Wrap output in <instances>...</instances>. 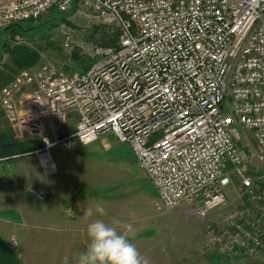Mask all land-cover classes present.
Masks as SVG:
<instances>
[{
    "label": "built area",
    "instance_id": "1",
    "mask_svg": "<svg viewBox=\"0 0 264 264\" xmlns=\"http://www.w3.org/2000/svg\"><path fill=\"white\" fill-rule=\"evenodd\" d=\"M54 9L88 10L118 38L85 50L86 71L42 64L0 90L8 122L40 136L44 172L56 171L54 146L112 133L133 149L163 207L210 220V244L223 253L254 255L264 240V193L247 173L245 142L264 163V0H11L0 3V27ZM70 111L75 130L60 135ZM238 176L236 209L211 219Z\"/></svg>",
    "mask_w": 264,
    "mask_h": 264
},
{
    "label": "rangeland",
    "instance_id": "2",
    "mask_svg": "<svg viewBox=\"0 0 264 264\" xmlns=\"http://www.w3.org/2000/svg\"><path fill=\"white\" fill-rule=\"evenodd\" d=\"M21 24L28 31L19 35L13 31L7 32L6 27H0V45L5 49L1 66L7 65L2 66L0 71L2 75L6 73V77L9 75L2 88L12 83L18 71L36 70L42 64H52L68 74L80 72L84 64H76L72 54L78 52L88 59L85 50L98 44V40H93L94 36L100 30L110 31L92 12L84 9L68 13L54 9L39 19L22 21ZM67 37L73 40L71 48L64 45ZM0 109L3 112L0 129L5 135L29 145L41 141L39 135H32L25 128L10 124L1 103ZM46 121L50 128L49 119ZM64 132L65 129H59L60 135H64ZM245 143L250 154L247 173L254 178L259 191L264 193V163L257 161L252 140ZM40 149L15 155L24 158L34 156L28 161L31 176L35 179L30 183L28 195L31 219L37 221L38 210L46 208L48 212L45 219L58 220L54 235L51 233L52 228L46 231L47 242L40 244L31 240L26 247L31 264H78L76 255L85 251L90 243L88 225L97 219L109 225L114 219L121 221V224H130L131 232L125 233L120 226H117V231L126 234L148 264H264V240L250 257L231 256L223 253L219 246L210 244V220L204 223L183 208L163 207L156 187L138 163L133 149L128 143L120 142L114 134L101 135L88 145L73 140L72 146L68 148L62 144L54 146L50 155L54 159L56 171L52 174L43 173L39 159L43 151ZM34 187H37L35 191L42 189L46 192L44 201L35 199V191L32 192ZM242 189L241 176L235 177L228 188L226 204L215 210L210 218L224 219L231 215L238 204L237 193L242 192ZM23 201H27L25 195ZM97 205L105 209L104 215L96 212ZM55 216L56 219H52ZM30 230L31 238L42 234L35 224H31ZM71 232L78 233V236ZM16 248H13L14 251H18ZM18 249L21 250L20 245Z\"/></svg>",
    "mask_w": 264,
    "mask_h": 264
},
{
    "label": "crops",
    "instance_id": "3",
    "mask_svg": "<svg viewBox=\"0 0 264 264\" xmlns=\"http://www.w3.org/2000/svg\"><path fill=\"white\" fill-rule=\"evenodd\" d=\"M9 1L11 0H0V3H7ZM2 115L3 112L1 113V116ZM69 116L70 117L68 123L63 128L65 129V134L72 133L76 127V113L74 111H70ZM47 130L51 131V127L48 128L47 126L46 131ZM31 157L32 156H27V158H24L22 156H13L10 159L0 158V236L11 247H17L16 250L18 251L15 252L25 264H31L29 261V251L28 248H26L30 241L35 240L40 244H44V242H47L48 239L46 237L48 236H45L46 231H51L52 228L51 233L53 232L54 235V232H56L55 227L57 226L58 221L56 219V216L52 219H56L57 221L45 219V216L47 214L46 212H48L46 208H40L38 210L39 214L38 218L36 219L37 221H34L35 219H31L30 217V211H32V209L30 207L31 204H29L28 195L30 183L35 180L31 176L30 164L28 163ZM32 158H34V156ZM36 162L39 163L38 160H36ZM40 165H42L41 162ZM43 173L46 174L44 172V169ZM36 188L34 187L32 192L35 191ZM24 195L27 199V201L25 202L23 201ZM35 199L37 198L35 197ZM38 206L40 207V205ZM31 224L37 225L40 228L39 232H41L42 234H38V237L36 238H31ZM72 235L78 236V233H72ZM74 236H72V239H74ZM55 240L57 239L55 238ZM85 242L88 243L89 241ZM18 245L21 246V250L18 249ZM40 250L41 249H39V251ZM76 256L78 257V255Z\"/></svg>",
    "mask_w": 264,
    "mask_h": 264
},
{
    "label": "clouds",
    "instance_id": "4",
    "mask_svg": "<svg viewBox=\"0 0 264 264\" xmlns=\"http://www.w3.org/2000/svg\"><path fill=\"white\" fill-rule=\"evenodd\" d=\"M96 212L104 215L105 209L97 205ZM117 226L122 227L125 233L132 231L130 224H121L117 219L111 225L102 219L91 222L87 228L90 243L79 254L78 264H148L126 234L118 233Z\"/></svg>",
    "mask_w": 264,
    "mask_h": 264
},
{
    "label": "trees",
    "instance_id": "5",
    "mask_svg": "<svg viewBox=\"0 0 264 264\" xmlns=\"http://www.w3.org/2000/svg\"><path fill=\"white\" fill-rule=\"evenodd\" d=\"M7 28V27H6ZM96 30H98L96 28ZM13 31L14 34L19 35L23 34L24 32H27L28 30L23 29V26L21 23L11 25L7 28V32ZM98 33L97 36H94L93 40H98V43H102V45H112L116 42L118 38V32L115 31H107L104 30ZM0 48L4 54L5 49L0 45ZM88 59H84L81 55L78 54V52H75L72 54L73 60H75L76 64H84V67L81 71H86L90 65L92 64V58L90 56H87ZM2 66L6 67L7 65L2 64ZM1 63H0V69H1ZM21 70V69H20ZM19 73V71H18ZM6 73L2 75V72L0 71V90L2 89V84H5V80L9 77V75L6 77ZM6 77V78H5ZM1 109H0V116H1ZM1 125V122H0ZM1 128V126H0ZM43 147L42 141H35L29 145L25 144L23 141H19L13 137H9L5 135L4 132L0 129V158H12L15 155H23L30 151L40 149ZM0 264H23L18 257L17 253L14 251V249L7 245V243L0 237Z\"/></svg>",
    "mask_w": 264,
    "mask_h": 264
},
{
    "label": "water",
    "instance_id": "6",
    "mask_svg": "<svg viewBox=\"0 0 264 264\" xmlns=\"http://www.w3.org/2000/svg\"><path fill=\"white\" fill-rule=\"evenodd\" d=\"M8 27H10V26H8ZM7 27V28H8ZM3 61V52H2V50H1V48H0V63Z\"/></svg>",
    "mask_w": 264,
    "mask_h": 264
},
{
    "label": "bare ground",
    "instance_id": "7",
    "mask_svg": "<svg viewBox=\"0 0 264 264\" xmlns=\"http://www.w3.org/2000/svg\"><path fill=\"white\" fill-rule=\"evenodd\" d=\"M48 156V155H47Z\"/></svg>",
    "mask_w": 264,
    "mask_h": 264
}]
</instances>
